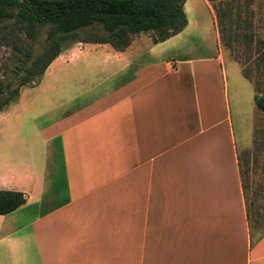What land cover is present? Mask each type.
<instances>
[{"label": "crops", "instance_id": "0c3cea01", "mask_svg": "<svg viewBox=\"0 0 264 264\" xmlns=\"http://www.w3.org/2000/svg\"><path fill=\"white\" fill-rule=\"evenodd\" d=\"M123 50L76 41L0 110V264H264L251 232L218 3ZM205 52V53H199ZM19 102V103H18Z\"/></svg>", "mask_w": 264, "mask_h": 264}, {"label": "rangeland", "instance_id": "374dc122", "mask_svg": "<svg viewBox=\"0 0 264 264\" xmlns=\"http://www.w3.org/2000/svg\"><path fill=\"white\" fill-rule=\"evenodd\" d=\"M218 7L226 12L219 23L249 226L251 232L259 235L264 232V113L255 107L253 97L255 93H264V0H228L218 3ZM45 38V29L31 41L12 21L0 27V102L9 96V90L19 86L25 75L21 70L24 62L30 67L32 61L48 51ZM75 42L64 41L61 49ZM38 79L33 75L19 88L20 102L32 106L30 87ZM8 105L15 107L17 103ZM3 141L0 132V161L6 152Z\"/></svg>", "mask_w": 264, "mask_h": 264}, {"label": "trees", "instance_id": "16d2710c", "mask_svg": "<svg viewBox=\"0 0 264 264\" xmlns=\"http://www.w3.org/2000/svg\"><path fill=\"white\" fill-rule=\"evenodd\" d=\"M183 3L184 0H0V27L12 21L31 41L45 29L49 52L32 61L30 67L24 62L21 70L25 75L19 86L9 90V96L0 102V110L17 99L19 88L25 86L31 76L39 78L44 73L59 55L64 41L108 43L114 49L123 50L133 35L150 32L152 42L159 43L185 27ZM10 85L6 87L9 89ZM253 101L264 113V93H255ZM24 203L22 193L0 190V215Z\"/></svg>", "mask_w": 264, "mask_h": 264}]
</instances>
